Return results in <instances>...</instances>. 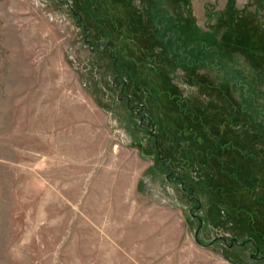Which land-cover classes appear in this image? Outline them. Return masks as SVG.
I'll return each mask as SVG.
<instances>
[{"label": "rangeland", "instance_id": "obj_1", "mask_svg": "<svg viewBox=\"0 0 264 264\" xmlns=\"http://www.w3.org/2000/svg\"><path fill=\"white\" fill-rule=\"evenodd\" d=\"M151 4L0 0V264H264V0Z\"/></svg>", "mask_w": 264, "mask_h": 264}, {"label": "trees", "instance_id": "obj_2", "mask_svg": "<svg viewBox=\"0 0 264 264\" xmlns=\"http://www.w3.org/2000/svg\"><path fill=\"white\" fill-rule=\"evenodd\" d=\"M150 14L155 29V38L167 48V50L174 54L177 58L182 60H188L189 55L185 53L184 48L179 41V31L171 24V16L168 10L164 6V0H151ZM111 53V52H110ZM223 73L226 77L231 78L232 85L241 89L243 96L244 106L248 107L249 93L247 90V83L245 82L246 76H243L235 70H230L226 67L223 69Z\"/></svg>", "mask_w": 264, "mask_h": 264}]
</instances>
